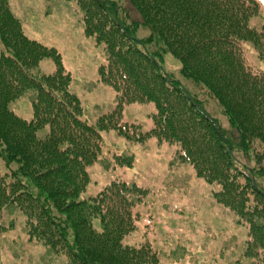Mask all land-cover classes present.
Masks as SVG:
<instances>
[{
	"label": "trees",
	"instance_id": "1",
	"mask_svg": "<svg viewBox=\"0 0 264 264\" xmlns=\"http://www.w3.org/2000/svg\"><path fill=\"white\" fill-rule=\"evenodd\" d=\"M62 1L100 47L98 80L112 87L116 107L89 123L59 52L30 38L10 0H0V235L16 215L29 241L70 264H162L149 245L127 242L141 219L136 207L151 206L149 189L116 179L87 194L102 133L115 131L127 145L154 138L174 147L173 162L207 182L213 200L245 226L249 264H264V71L252 70L239 46L250 43L264 61V0ZM140 28L151 33L138 37ZM166 54L208 88L230 129L165 69ZM44 59L53 60L51 73L38 70ZM23 96L28 119L15 111ZM133 102L155 104L150 131L123 121L121 108ZM113 155L134 164L130 153Z\"/></svg>",
	"mask_w": 264,
	"mask_h": 264
},
{
	"label": "rangeland",
	"instance_id": "2",
	"mask_svg": "<svg viewBox=\"0 0 264 264\" xmlns=\"http://www.w3.org/2000/svg\"><path fill=\"white\" fill-rule=\"evenodd\" d=\"M10 5L30 38L59 52L65 70L73 78L72 91L82 101L88 122L114 110V90L98 80L97 70L102 64L100 47L95 45L92 37L83 35L75 6L62 0H10ZM150 33V30L140 28L137 35ZM239 46L246 64L252 70L264 71V61L255 48L250 43ZM163 66L198 99L204 100L207 111L225 129L231 128L228 117L208 88L185 78L177 59L166 54ZM54 68L52 59H44L38 66L43 74L51 73ZM15 111L23 118L30 117L31 108L26 96L17 102ZM154 112L153 102H133L121 108L123 121L139 123L142 132L152 129ZM117 135L115 131L102 133V158L89 168L87 194H96L106 182L116 179L133 181L137 186L149 189L151 206L142 203L136 207L141 219L136 232L127 238L128 244L149 245L162 264H249L242 254L248 238L245 226L236 222L227 207L213 200L207 182L197 178L190 167L173 162L174 147L159 144L154 138L131 146ZM254 143L262 147L259 140ZM113 153H130L134 164L131 167L119 165ZM253 165L254 160L249 166ZM257 181L264 186V178L259 177ZM15 217L14 227L0 235V264H70L63 254L55 255L47 247L29 241L23 219Z\"/></svg>",
	"mask_w": 264,
	"mask_h": 264
}]
</instances>
